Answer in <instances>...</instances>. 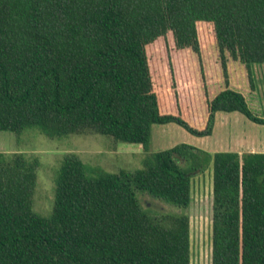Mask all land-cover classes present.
I'll use <instances>...</instances> for the list:
<instances>
[{"label": "trees", "instance_id": "obj_1", "mask_svg": "<svg viewBox=\"0 0 264 264\" xmlns=\"http://www.w3.org/2000/svg\"><path fill=\"white\" fill-rule=\"evenodd\" d=\"M229 61L247 94L228 85ZM253 62H264V0H0V130L104 133L145 152L141 167L94 175L63 154L42 216L36 157L0 151V264H189L187 213L153 216L135 192L184 208L198 169L180 159L200 150L149 151L150 125L206 134L216 110L264 122L247 102ZM207 155L210 264H264V151Z\"/></svg>", "mask_w": 264, "mask_h": 264}, {"label": "rangeland", "instance_id": "obj_2", "mask_svg": "<svg viewBox=\"0 0 264 264\" xmlns=\"http://www.w3.org/2000/svg\"><path fill=\"white\" fill-rule=\"evenodd\" d=\"M209 52L207 51V55ZM190 68H199L194 55L187 51ZM208 63L215 62L213 53L206 57ZM231 62V61H230ZM165 62L162 67L168 68ZM239 62H231L229 68H241ZM174 68V66H171ZM254 90L252 99H258L264 109V62L250 65ZM181 68H184L183 66ZM171 91V87H168ZM255 103V100H251ZM198 105V104H197ZM199 106V105H198ZM197 106V107H198ZM199 109V107H198ZM227 114L224 120L214 115L209 133L194 134L175 121L151 123L148 150L153 151L183 142L200 150L187 162L180 159L181 166L189 169L197 163V169L190 172V200L184 208H177L145 191H136L140 206L149 214L157 216L161 212L184 211L188 216L189 264H210L211 233V163L207 154L217 150H233L258 142L264 136V122H256L239 111H217ZM250 140H249V139ZM0 151H21L25 156H35V182L31 194V208L42 216L50 214L54 182L61 158L65 153H74L83 163L85 173L94 175L97 171L117 172L119 169L133 170L141 167L145 152L134 142L114 139L104 133H67L46 136L36 127L23 128L18 133L0 130Z\"/></svg>", "mask_w": 264, "mask_h": 264}, {"label": "crops", "instance_id": "obj_3", "mask_svg": "<svg viewBox=\"0 0 264 264\" xmlns=\"http://www.w3.org/2000/svg\"><path fill=\"white\" fill-rule=\"evenodd\" d=\"M234 62H232V63H234ZM239 64L241 65L240 66L241 68H229L230 61L228 62V68H227L228 85L232 88H235V89L242 91L243 94H247L248 92H246L245 68L243 67V65L240 62H239ZM252 95H253V93H250V95H249L251 97L250 99L255 100V103L251 102L250 99H249V101L247 100L250 109L253 112H255L258 116L264 117V109L262 108L260 100L258 99V97H257V99H252ZM217 111L218 110L214 111L213 119H214V115L217 116V114H218V117H222L224 120V117L226 118L227 114H221V113L219 114V112H217ZM226 112H230V111H226ZM166 122H168V121H166ZM212 122H213V120H212ZM261 127H264V125H261ZM262 138L263 139H259L258 142H255V140L253 139L252 143H248V145H246V146L235 147L233 149V151H237V152H241V151H264V136H262Z\"/></svg>", "mask_w": 264, "mask_h": 264}]
</instances>
